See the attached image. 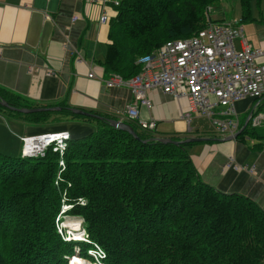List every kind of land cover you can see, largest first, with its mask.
Here are the masks:
<instances>
[{
  "label": "trees",
  "instance_id": "trees-1",
  "mask_svg": "<svg viewBox=\"0 0 264 264\" xmlns=\"http://www.w3.org/2000/svg\"><path fill=\"white\" fill-rule=\"evenodd\" d=\"M220 1L118 0L101 66L130 76L139 69L138 56L166 39L195 33L214 19L210 7ZM260 2L239 0L240 21L250 19ZM0 99L35 106L1 88ZM57 104L58 110L25 113L0 104L33 122L63 112L93 124L84 134L70 132L61 154L50 148L42 156L0 153V264H67L75 246L86 256L90 243L56 231L63 204H69L63 214L81 218L105 264L264 262V210L242 193L203 180L186 147L194 141H182V134L169 136L176 143L156 140L123 117L132 135L109 124L106 115L73 113L65 101ZM245 135H257L249 122L236 137L243 141Z\"/></svg>",
  "mask_w": 264,
  "mask_h": 264
},
{
  "label": "crops",
  "instance_id": "crops-1",
  "mask_svg": "<svg viewBox=\"0 0 264 264\" xmlns=\"http://www.w3.org/2000/svg\"><path fill=\"white\" fill-rule=\"evenodd\" d=\"M113 1L0 0V88L35 106L59 105L57 103L65 101L67 106L123 120L122 108L131 101V94L125 86H106L102 78L111 71L104 70L100 63L109 41L108 19L115 13ZM101 14H106V21H99ZM74 15L75 19L71 20ZM213 18L230 19L226 16ZM240 23L243 36L251 45L264 47V0L254 8L250 19ZM65 37L66 45L63 43ZM235 45L240 47L238 37ZM88 70L94 75L87 76ZM147 96L151 107L138 103V116L143 120L154 119L151 132L155 136L203 137L186 146L202 179L221 191L242 193L264 210V96L257 104L251 96L235 101L240 128L249 122L257 131L255 137L245 135L243 141L237 137L222 139L215 131L202 132L196 125L202 117L196 114L192 113L187 122L182 115L188 110L184 98L175 99L156 89L148 90ZM251 112L260 114L256 125L251 122ZM51 114L54 116L44 121L53 120L60 113ZM6 116L16 117L18 151L7 147L10 134ZM60 117L85 122L68 114H60ZM22 119L26 118L0 108V153L18 154V136L22 134L52 129L79 132L80 135L88 130V127L74 128L73 124L82 126L77 123L67 126L60 118H57L58 125L51 123L57 126L54 128L40 126L41 121L30 122L36 126L27 125ZM193 121L195 124L191 126Z\"/></svg>",
  "mask_w": 264,
  "mask_h": 264
},
{
  "label": "built area",
  "instance_id": "built-area-1",
  "mask_svg": "<svg viewBox=\"0 0 264 264\" xmlns=\"http://www.w3.org/2000/svg\"><path fill=\"white\" fill-rule=\"evenodd\" d=\"M117 2L118 0H114L112 3ZM75 17L72 16L71 20ZM106 20V14L99 16V21ZM205 22L192 35L166 39L149 53L138 56L136 62L139 63V69L130 76L122 77L111 71L102 78L106 86L128 88L131 101L122 108L123 117L151 131L154 119H140L137 104L150 108L151 101L147 91L156 89L172 98L187 100L188 110L182 112L187 122L193 113L207 117L215 132L221 136L234 134L240 129L235 101L251 96L257 100V104L264 96V47L251 45L243 36L239 20L208 18ZM237 37L240 47L235 45ZM63 43L67 44L66 37ZM93 75L94 72L88 70L87 76ZM259 119L260 114H253L252 124H258ZM68 137L67 130L19 135V154L42 156L48 148L61 154ZM58 162L62 165L60 157ZM67 207L69 204L61 206L60 213L55 218L56 229L59 233L63 227L66 229V240L72 234L74 238L90 243L86 249L88 256L78 255L81 260L87 261V264H105L100 259L103 253L101 247L96 242L89 241L81 226L80 217H74L79 223L75 228L64 224L61 215ZM63 235L64 233L61 234ZM72 256L73 254L70 255ZM67 259L68 264H71L72 260Z\"/></svg>",
  "mask_w": 264,
  "mask_h": 264
},
{
  "label": "rangeland",
  "instance_id": "rangeland-1",
  "mask_svg": "<svg viewBox=\"0 0 264 264\" xmlns=\"http://www.w3.org/2000/svg\"><path fill=\"white\" fill-rule=\"evenodd\" d=\"M210 8H211V11H212L211 13H212V16L213 17H217V16L224 17V16H226V17H230L231 20L233 18L239 20V18L241 17V6H240V3H239V0H221L220 3L217 6H213V7L211 6ZM252 11H254V8H252ZM60 114H63L64 115L63 112L60 113ZM60 114L58 116L55 115L57 117H55V119H53V120L41 121V123L43 122V124H41L40 126H45V127H49V128L50 127L51 128L57 127V126H53L55 124L58 125V121H60V120L57 119V118H60L62 121H64V123L67 126H70L73 123H77L76 121H70V118L60 117ZM50 116L52 117V116H54V114H51ZM200 117H202V118H198V121L196 122V125L201 129L202 132L208 133V132L215 131L214 128H213V125L211 124V122L208 120L207 117H204V116H200ZM5 118L7 120H9V121H13V123L12 122H9V121H6L7 122L6 128H7L8 132H9V134H10L9 135V140H8V146L7 147L9 149L13 150V151H18V149H19V145L17 144L18 139H17V137L15 135L16 134L15 132L17 130H15V128H14V124L17 123V121L15 120L16 117H12V116H8L7 117L6 116ZM22 120L26 121L27 125L36 126L35 124H32V123H34L33 121H30L28 119L27 120L26 119H22ZM24 121H19V122H24ZM30 122H32V123H30ZM51 123H55V124H51ZM77 124H80L82 126H78L76 124H73V127L74 128H81L82 130L83 129H87L86 127L93 126V124H88L86 122H80V123H77ZM194 124L195 123L193 121L192 124H191V126H194ZM59 127L62 128V129H65L66 126H59ZM50 130H52V129H50ZM71 135L77 136V135H79V132H76V133L71 132ZM61 217L63 219H66V220L68 218L69 219L73 218L74 221H77V219L75 220V218H74L75 216H71V215H67V214H65V215L62 214ZM62 229L60 230V233L58 232L57 229H56V231L58 232L59 235L62 234V233H64V235L62 237L65 238V235L67 234V232L65 231L66 229L64 227ZM67 239H72L73 240L74 237H73L72 234H70L69 235V238H67ZM76 247H79V246H75L74 249H73V252L70 253V254H78V255L80 254V251L79 250L78 251H75V250H77ZM80 255L85 256V254H82V253ZM66 257H67V255H66ZM66 263H68L67 262V258H66ZM71 264H73L72 261H71ZM262 264H264V262Z\"/></svg>",
  "mask_w": 264,
  "mask_h": 264
},
{
  "label": "water",
  "instance_id": "water-1",
  "mask_svg": "<svg viewBox=\"0 0 264 264\" xmlns=\"http://www.w3.org/2000/svg\"><path fill=\"white\" fill-rule=\"evenodd\" d=\"M0 104L6 108L9 109H13V110H17L20 112H33V111H37V110H42V109H46V110H58L60 109L61 106L59 105H52V106H29V107H15L12 105H9L5 100L0 99ZM67 108L75 113H79V114H92L88 111H85L83 109L80 108H76V107H72V106H67ZM94 115V114H92ZM105 120L111 124L112 126L118 127V128H122L125 129L126 131L130 132L132 135H135V132L132 130V127L130 126V124H128L127 122L121 120V119H116V118H109V117H104ZM243 129V127H241L237 132H235L234 134H229L226 136H223L222 139H232L235 138L239 132ZM151 138H154L156 140L159 141H163V142H168V141H172L174 143L178 142L179 140H174L171 139L169 136H153ZM203 137H199V136H186L182 139V141H195V140H202Z\"/></svg>",
  "mask_w": 264,
  "mask_h": 264
},
{
  "label": "bare ground",
  "instance_id": "bare-ground-1",
  "mask_svg": "<svg viewBox=\"0 0 264 264\" xmlns=\"http://www.w3.org/2000/svg\"><path fill=\"white\" fill-rule=\"evenodd\" d=\"M76 220V219H75ZM63 222H64V224L65 225H70L71 227H73V228H75V227H77L78 226V221H74V219L73 218H71V219H64L63 220ZM102 252H103V250H102ZM80 256V255H79ZM104 256H105V254H104V252L102 253V255H101V257H100V259L101 260H103V258H104ZM77 257V258H76ZM71 259H72V262H73V264H87V261H84V260H81L79 257H78V254H73V256L71 257ZM104 261V260H103Z\"/></svg>",
  "mask_w": 264,
  "mask_h": 264
}]
</instances>
